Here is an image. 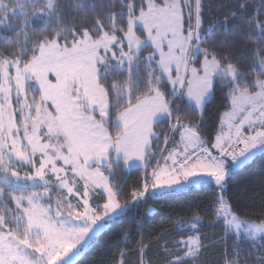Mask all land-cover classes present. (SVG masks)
<instances>
[{
	"label": "snow or ice",
	"instance_id": "obj_1",
	"mask_svg": "<svg viewBox=\"0 0 264 264\" xmlns=\"http://www.w3.org/2000/svg\"><path fill=\"white\" fill-rule=\"evenodd\" d=\"M212 103L219 128L206 126ZM258 147L264 0H0V264H75L106 219L201 182L216 220L177 217L192 235L159 262L142 235L137 264H195L202 228L220 221V264H264L250 259L264 253V203L253 220L225 199ZM133 161L143 176L126 193Z\"/></svg>",
	"mask_w": 264,
	"mask_h": 264
},
{
	"label": "trees",
	"instance_id": "obj_2",
	"mask_svg": "<svg viewBox=\"0 0 264 264\" xmlns=\"http://www.w3.org/2000/svg\"><path fill=\"white\" fill-rule=\"evenodd\" d=\"M24 39V36H20L21 41ZM218 111L222 113L223 109L218 108L217 103L209 104L206 126H211L215 121L216 127L219 128V121L216 119ZM163 130L162 128L161 131ZM161 146L163 147V144ZM121 175L124 176L127 184L126 193H130L135 189L138 178L143 176V169L135 167ZM228 179L229 192L225 197L226 201L230 206L235 205L240 209L239 212H234L236 215L255 220L264 203V152L255 155L241 167L233 169ZM126 198L127 195L122 196L120 203L123 204ZM212 199V189L205 184L179 191L170 190L156 197L147 194L140 201L130 204L118 216L111 218L103 231L94 237L75 259V264H114V260L116 264H119L121 251L128 253L124 257L127 264H137V261L143 257V254L138 251L142 235L145 243L153 242L152 251L147 256L154 262L164 258L161 253L165 243L172 253L181 254L178 252V247L181 245L177 246L176 242L187 238L192 233L174 231L173 223L177 217L184 216L201 217L205 224L216 220L214 215L205 214ZM212 207L218 208V205ZM149 208H153L152 214H148ZM222 224L220 221L215 227L202 228L206 249L200 254L199 264H220L225 251L221 241L227 239ZM125 229L126 234L122 231ZM165 231L169 234L156 243L157 238ZM232 234L228 233L229 236ZM228 243L231 246V240ZM260 255L264 253L253 252L250 259L254 260ZM244 256H248V253L244 252L242 258Z\"/></svg>",
	"mask_w": 264,
	"mask_h": 264
},
{
	"label": "rangeland",
	"instance_id": "obj_3",
	"mask_svg": "<svg viewBox=\"0 0 264 264\" xmlns=\"http://www.w3.org/2000/svg\"><path fill=\"white\" fill-rule=\"evenodd\" d=\"M170 87H171V86L169 85V88H170ZM225 130H226V129H225ZM261 152H264V147H258L257 149H254L253 152H252V154L249 155V156L247 157L246 161H245L244 163H242V164H239V166L241 167L242 165L246 164V163H247L252 157H254L255 155H257V154H259V153H261ZM232 164H233V162L229 161V165H232ZM239 166H237V167H239ZM135 167H141L138 161H133V162H131V166H130L128 169H126V171H129L130 169L135 168ZM230 172H231V170H230ZM200 185H203V182H201ZM192 186H199V184H197V185L193 184ZM192 186H190V187H192ZM188 188H189V187H188ZM183 189H187V188H184V187L170 188V189H169V188H166V189H164V190L157 191L155 195H153L151 192L148 193V195L151 196V197H156V196L160 195V193H164V192H167V191H170V190L179 191V190H183ZM146 196H147V194H146ZM218 207H219V205H218ZM123 211H124V210H123ZM123 211H122V212H123ZM122 212H120V213H122ZM234 214H235V213H234ZM239 217H240V216H239ZM241 218H243V217H241ZM109 221H110V219H106V220L104 221V223H105L106 226H107V224L109 223ZM221 222H222V221H221ZM257 222H258V221H257ZM222 223H223V222H222ZM234 229H235V226H233V230H232L230 233H234ZM89 242H90V241H89ZM181 247H183L182 244H181ZM85 249H86V248H85ZM83 251H84V250H83ZM180 255H183V253H181ZM78 257H79V256H78ZM78 257H76V258H78ZM70 263H72L71 260L68 261V264H70ZM195 264H199V263H198V262H195Z\"/></svg>",
	"mask_w": 264,
	"mask_h": 264
},
{
	"label": "water",
	"instance_id": "obj_4",
	"mask_svg": "<svg viewBox=\"0 0 264 264\" xmlns=\"http://www.w3.org/2000/svg\"><path fill=\"white\" fill-rule=\"evenodd\" d=\"M153 213V208H149L148 209V214H152Z\"/></svg>",
	"mask_w": 264,
	"mask_h": 264
},
{
	"label": "crops",
	"instance_id": "obj_5",
	"mask_svg": "<svg viewBox=\"0 0 264 264\" xmlns=\"http://www.w3.org/2000/svg\"><path fill=\"white\" fill-rule=\"evenodd\" d=\"M240 167V166H239ZM236 168H238V167H236ZM230 169H231V165H230ZM164 190V189H163Z\"/></svg>",
	"mask_w": 264,
	"mask_h": 264
}]
</instances>
